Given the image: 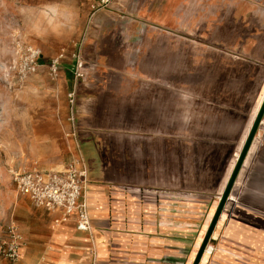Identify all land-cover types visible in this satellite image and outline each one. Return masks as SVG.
<instances>
[{
	"label": "crops",
	"instance_id": "0c3cea01",
	"mask_svg": "<svg viewBox=\"0 0 264 264\" xmlns=\"http://www.w3.org/2000/svg\"><path fill=\"white\" fill-rule=\"evenodd\" d=\"M99 2L28 4L53 25H88L68 162L29 169H64L81 151L92 228L22 195L14 264H193L264 100V0H212L210 25H188V0ZM74 63L58 77L68 114ZM200 264H264V118Z\"/></svg>",
	"mask_w": 264,
	"mask_h": 264
},
{
	"label": "rangeland",
	"instance_id": "374dc122",
	"mask_svg": "<svg viewBox=\"0 0 264 264\" xmlns=\"http://www.w3.org/2000/svg\"><path fill=\"white\" fill-rule=\"evenodd\" d=\"M33 1L0 0V241L15 218L16 201L24 197L16 189L14 173L26 171L35 164L50 166L68 162L66 85L59 78L51 79L48 64L61 53L64 54L61 66L69 59L72 63L74 55L80 50L82 53L88 31V25L79 31L75 25L48 23L54 19L53 14L39 16L27 12L28 4ZM188 1V25H210L212 0ZM37 20L48 24L37 25ZM237 25L257 24L245 21ZM184 35L195 37L190 31ZM25 43L41 49L43 62L36 73L21 82L14 76L12 64L16 48ZM84 60L86 63L85 57ZM134 144L126 143V149L131 152ZM122 145L114 141L107 148L116 152L123 149ZM143 146L146 150V143ZM108 160L116 164L125 159ZM131 163L129 158L127 164Z\"/></svg>",
	"mask_w": 264,
	"mask_h": 264
},
{
	"label": "built area",
	"instance_id": "2783aa9c",
	"mask_svg": "<svg viewBox=\"0 0 264 264\" xmlns=\"http://www.w3.org/2000/svg\"><path fill=\"white\" fill-rule=\"evenodd\" d=\"M111 0H100L97 7H106ZM75 63L72 68L74 83L67 93L69 105V121L71 131L67 136H76V98L78 84L85 76V60L81 50L74 55ZM64 54L52 58L48 64L51 79L57 80ZM42 61L41 49L30 43L21 44L16 48L12 64L14 76L23 81L36 73ZM17 191L28 197L36 206L48 211H61L64 219L76 216L77 228L89 232L92 228L91 214L86 194L90 187V174L86 160L80 155L74 157L68 165L61 170H44L32 168L17 172L13 175ZM23 245L22 235L16 224L7 227L6 237L0 241V256L14 264L20 257Z\"/></svg>",
	"mask_w": 264,
	"mask_h": 264
},
{
	"label": "water",
	"instance_id": "95a60500",
	"mask_svg": "<svg viewBox=\"0 0 264 264\" xmlns=\"http://www.w3.org/2000/svg\"><path fill=\"white\" fill-rule=\"evenodd\" d=\"M263 118H264V100H263L262 105L260 107V110H259V112H258V114L256 116V119H255L254 124L252 126V129H251V131L249 133V136H248V138H247V140L245 142V145H244V147H243V149H242V151L240 153V156L237 159V162H236V165L234 167V170H233V172L231 174V177H230V179L228 181V184H227V186H226V188H225V190L223 192V195H222V197L220 199V202L218 204V207H217V209H216V211H215V213L213 215V218H212V220H211V222L209 224V227H208V229H207V231L205 233L203 241H202V243H201V245H200V247L198 249V252L196 254V257L194 259L193 264H200V262H201V260L203 258V255H204V253H205V251H206V249L208 247L209 241L211 239L212 233H213V231H214V229H215V227H216V225H217V223L219 221L221 213H222V211H223V209H224V207H225V205H226V203L228 201L230 193H231V191H232V189L234 187V184H235V182L237 180V177H238V175L240 173V170H241V168H242V166L244 164L245 158H246V156H247V154H248V152H249V150H250V148H251V146L253 144L254 138H255V136H256V134L258 132V129L260 127V124H261Z\"/></svg>",
	"mask_w": 264,
	"mask_h": 264
}]
</instances>
